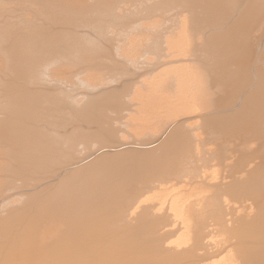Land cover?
Here are the masks:
<instances>
[{
	"label": "bare ground",
	"instance_id": "6f19581e",
	"mask_svg": "<svg viewBox=\"0 0 264 264\" xmlns=\"http://www.w3.org/2000/svg\"><path fill=\"white\" fill-rule=\"evenodd\" d=\"M45 2L59 12L25 19ZM181 30L218 93L136 143L110 136L125 113L118 84L80 83L76 101L53 77L105 41L140 39L153 67L180 63ZM263 45L264 0H0V264H264ZM211 160L230 173H209ZM196 181L207 188L189 190ZM153 188L167 197L144 199Z\"/></svg>",
	"mask_w": 264,
	"mask_h": 264
},
{
	"label": "rangeland",
	"instance_id": "374dc122",
	"mask_svg": "<svg viewBox=\"0 0 264 264\" xmlns=\"http://www.w3.org/2000/svg\"><path fill=\"white\" fill-rule=\"evenodd\" d=\"M44 6L45 4L42 3L27 5L25 6V11L23 10V16H25L26 20H49L53 13L59 12L55 6H51L49 3H47V7ZM154 19L156 18L146 20V22L143 21V23L147 24L149 21L148 27H153ZM145 27L147 30L144 29L142 32L139 31L137 32L139 36H137V34H134V36L141 37L143 35L141 39L150 37L147 35H149L153 29L150 28L149 30L147 26ZM144 31L146 35L142 34ZM148 31L150 32L147 33ZM113 33L117 34L114 29ZM196 36L195 33L188 30H181L174 34V37L184 38L189 44V49L185 48L184 50L180 49L175 51L177 54H181L182 61L180 63H171L158 68L153 67V59L150 55L151 50L149 49V45L146 44V42L141 43L140 41L142 40L140 39H138V42L136 40L134 44H126L125 42L123 44L118 43V45L112 44V47L107 44L108 42L105 43V41V44L103 43L102 46L103 48L88 50L86 52L88 54L82 55L77 61L63 62L54 66L53 77L69 81L74 88V94L76 96L80 95L79 93L82 90L80 83L87 84L88 86L102 87H110L118 84L119 87L116 88L123 91L121 98L122 103L125 105V110L123 109L125 113L121 114V117L118 118L122 120V124L115 119L111 122L112 125L115 121V125L120 124L119 126L114 125L119 128L117 134L115 136L114 134H108L110 132L105 130V126L100 125L99 122L96 121L89 122L86 126L90 129L98 130L99 133H105L106 136L110 135L111 138H118L129 143H136L139 140L145 139L149 133H152L158 126H162L167 121L172 109L181 108L184 103L190 104L191 102H195L201 104L203 101L206 102L208 100L206 99L207 96L218 93L217 83L212 84L207 89V86L202 82L203 79H209L211 74H215L216 70L212 65L203 63L201 57L197 56L193 49H191L190 46H195L194 42L197 41ZM120 55L122 56L120 57L121 59H119ZM78 97L79 96L75 97L76 101L80 100V97ZM174 98L175 100H173ZM46 127L47 126H45V128ZM196 132L198 135L199 130H191V133L196 134ZM205 134L206 133H204V136ZM219 138L217 137L214 139L217 141H210L211 143L209 142V145L213 142H217V145L219 142L221 143L224 141V137L222 138V136H219ZM214 143L212 145L216 147ZM213 162L214 160L210 161L212 165H216H211V167L209 163V173L218 172L221 168L223 171L221 170L218 173H230L229 170L231 167L226 161H221L220 164L219 162ZM216 166L219 169H217ZM224 168L228 169H225L224 172ZM210 182L212 183L213 181L211 180ZM203 187L207 188L206 185L198 181L194 182L191 186H187L189 190H192V188L198 190V188ZM181 189L183 188L178 187L175 191ZM166 195V191L153 188L147 191L143 198L159 201L165 199L167 197ZM225 196H227V198ZM225 196L224 199L226 201H232L231 203L237 201H234L235 198L233 196L232 200L230 195ZM228 196H230V198ZM238 202L239 201L236 202L238 206L236 203H234V206L236 204V207H242L243 209V205H239L240 202ZM248 204L250 205L251 203ZM249 205H246L247 207H245V210L248 211ZM251 205L253 206V204ZM173 237L175 236L169 237L170 240L177 239L176 237L173 239Z\"/></svg>",
	"mask_w": 264,
	"mask_h": 264
}]
</instances>
